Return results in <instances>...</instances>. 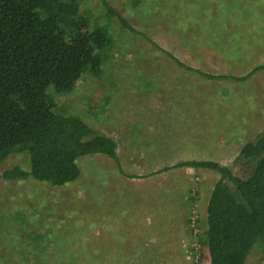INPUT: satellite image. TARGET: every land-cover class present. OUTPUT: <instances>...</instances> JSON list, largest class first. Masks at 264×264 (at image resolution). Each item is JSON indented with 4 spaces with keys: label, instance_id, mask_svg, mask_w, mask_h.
<instances>
[{
    "label": "rangeland",
    "instance_id": "374dc122",
    "mask_svg": "<svg viewBox=\"0 0 264 264\" xmlns=\"http://www.w3.org/2000/svg\"><path fill=\"white\" fill-rule=\"evenodd\" d=\"M107 1L138 32L112 17L99 76L53 99L111 137L118 162L79 157V177L61 186L0 177V264H209L205 209L218 175L174 164L250 171L234 159L264 131V73L209 80L159 48L203 72L242 76L264 64V0ZM99 6L81 9L98 15ZM15 165L27 169V155L10 154L0 174ZM246 264H264V239Z\"/></svg>",
    "mask_w": 264,
    "mask_h": 264
},
{
    "label": "trees",
    "instance_id": "16d2710c",
    "mask_svg": "<svg viewBox=\"0 0 264 264\" xmlns=\"http://www.w3.org/2000/svg\"><path fill=\"white\" fill-rule=\"evenodd\" d=\"M97 1L98 15L81 9L87 0H0V163L23 153L28 162L27 169L15 165L0 177H31L61 186L79 177V157L102 154L118 162L111 137L95 133L79 115L58 111L53 99L70 92L83 75L99 76L113 47L108 29L112 17L124 29L138 32L107 0ZM153 3L146 1L149 7ZM159 50L209 80L244 81L255 71L264 73L259 64L242 76L211 74ZM260 109L264 117V90ZM234 162L249 167L247 175L236 176L211 160L174 164L218 175L205 209L209 264H246L264 239V131L240 147Z\"/></svg>",
    "mask_w": 264,
    "mask_h": 264
}]
</instances>
